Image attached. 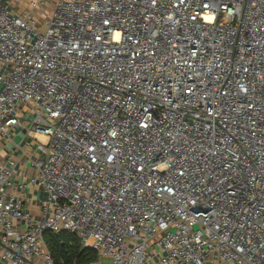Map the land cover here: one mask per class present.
I'll return each mask as SVG.
<instances>
[{
    "label": "built area",
    "instance_id": "obj_1",
    "mask_svg": "<svg viewBox=\"0 0 264 264\" xmlns=\"http://www.w3.org/2000/svg\"><path fill=\"white\" fill-rule=\"evenodd\" d=\"M23 123L49 208L0 164V264H54L45 232L86 264H264V0H0V136Z\"/></svg>",
    "mask_w": 264,
    "mask_h": 264
},
{
    "label": "crops",
    "instance_id": "obj_2",
    "mask_svg": "<svg viewBox=\"0 0 264 264\" xmlns=\"http://www.w3.org/2000/svg\"><path fill=\"white\" fill-rule=\"evenodd\" d=\"M26 124L15 128L9 137L0 136V164L13 170L12 195L23 199L24 209L34 218H42V205H48V196L40 188L29 184L37 172L36 164L44 159L38 149L39 143H45L42 136H29Z\"/></svg>",
    "mask_w": 264,
    "mask_h": 264
},
{
    "label": "trees",
    "instance_id": "obj_3",
    "mask_svg": "<svg viewBox=\"0 0 264 264\" xmlns=\"http://www.w3.org/2000/svg\"><path fill=\"white\" fill-rule=\"evenodd\" d=\"M43 240L54 264H86L96 260L94 252L82 249L78 240L68 233L45 232Z\"/></svg>",
    "mask_w": 264,
    "mask_h": 264
},
{
    "label": "rangeland",
    "instance_id": "obj_4",
    "mask_svg": "<svg viewBox=\"0 0 264 264\" xmlns=\"http://www.w3.org/2000/svg\"><path fill=\"white\" fill-rule=\"evenodd\" d=\"M49 9H50V5H48L45 11H47V13H50ZM36 20L38 23H40L39 28H38V33L44 34L46 31V26L42 24V19L39 16H36ZM109 261L110 260L108 258H101V262L103 263H108Z\"/></svg>",
    "mask_w": 264,
    "mask_h": 264
}]
</instances>
